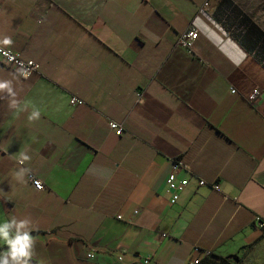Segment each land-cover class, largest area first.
<instances>
[{
	"label": "crops",
	"instance_id": "0c3cea01",
	"mask_svg": "<svg viewBox=\"0 0 264 264\" xmlns=\"http://www.w3.org/2000/svg\"><path fill=\"white\" fill-rule=\"evenodd\" d=\"M0 35L39 65L0 67L31 103L0 96V216L28 221V264H264V0H0Z\"/></svg>",
	"mask_w": 264,
	"mask_h": 264
},
{
	"label": "built area",
	"instance_id": "2783aa9c",
	"mask_svg": "<svg viewBox=\"0 0 264 264\" xmlns=\"http://www.w3.org/2000/svg\"><path fill=\"white\" fill-rule=\"evenodd\" d=\"M206 3H204L205 5ZM197 36V32L193 29H186L183 31L178 37H177V45L181 48H183L186 51L191 50L192 42ZM3 51H7L10 56L13 57L12 60H9L7 56H0V67L4 69H10L17 74H19L22 77H28L32 73L37 72L39 65L36 61L33 59H27L22 57L18 52L10 49V48H3ZM24 72V75H21L20 73ZM69 102L71 105H79L82 103L81 100L77 99L74 96H71L69 98ZM107 125L111 131H113L116 135H119L121 133L122 127L116 123L115 121L109 120L107 122ZM18 163L20 162V159H17ZM170 168L171 171L166 177V185L168 190L170 191V197H169V203H173L177 198L180 189L185 186L188 182L187 176L178 177L177 172L178 171H185L186 173H189L190 167L187 163H184L180 158L173 157L170 160ZM27 179L29 180L31 186L35 190H42L44 188L43 183L36 178L32 173H27ZM199 185H204L205 181L203 179L198 180ZM39 185V186H37ZM212 189H217V184L212 183L211 185ZM255 225L264 232V219L260 217L255 218ZM197 249V248H195ZM87 256H91V252L87 253ZM202 257L197 253L187 264H199L200 259ZM149 261V257H143L138 262L134 264H147ZM116 264H127L123 261H118Z\"/></svg>",
	"mask_w": 264,
	"mask_h": 264
},
{
	"label": "clouds",
	"instance_id": "9594fccd",
	"mask_svg": "<svg viewBox=\"0 0 264 264\" xmlns=\"http://www.w3.org/2000/svg\"><path fill=\"white\" fill-rule=\"evenodd\" d=\"M12 44L11 37L7 35H0V56H7L9 60L13 57L9 55L7 51H3V48ZM21 75L24 72L21 71ZM12 82L8 79H0V96L4 93L8 94V107L16 108L17 111H22L31 105L29 101H25L23 105L18 107V101L15 99L16 93L12 89ZM40 110L33 107V110L28 115L27 119L29 121L39 118ZM20 162L29 159L27 155L20 153ZM27 169H21L20 172L15 173V178L20 179L23 173ZM39 186V185H37ZM28 223L27 220L16 221L14 217L5 220L3 216H0V244L8 246L5 251H0V264H28V259L32 254L33 238L28 235V229L25 225ZM15 224L16 232L13 238L9 237V228ZM24 259H21V258Z\"/></svg>",
	"mask_w": 264,
	"mask_h": 264
},
{
	"label": "trees",
	"instance_id": "16d2710c",
	"mask_svg": "<svg viewBox=\"0 0 264 264\" xmlns=\"http://www.w3.org/2000/svg\"><path fill=\"white\" fill-rule=\"evenodd\" d=\"M260 48L263 50L264 54V37L260 40ZM239 259L236 256H232L230 258L228 257H221L218 259L209 258L207 256H204L200 259L199 264H238Z\"/></svg>",
	"mask_w": 264,
	"mask_h": 264
}]
</instances>
